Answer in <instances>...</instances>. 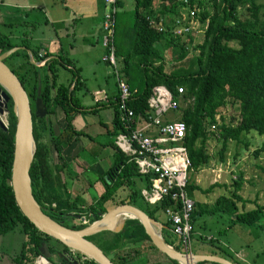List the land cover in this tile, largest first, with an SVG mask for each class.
I'll list each match as a JSON object with an SVG mask.
<instances>
[{
	"label": "trees",
	"instance_id": "1",
	"mask_svg": "<svg viewBox=\"0 0 264 264\" xmlns=\"http://www.w3.org/2000/svg\"><path fill=\"white\" fill-rule=\"evenodd\" d=\"M157 3L160 5L157 13L163 15L165 20L173 17L179 6L187 5L193 9L200 26L205 24L202 34H198L201 39L195 41L197 35L193 33L182 37L173 36L167 31H158L150 26L148 18L156 12ZM114 5L119 8L121 0H115ZM242 8L249 12L248 18H239L238 12ZM261 8L262 3L257 0H133L132 7L127 10L130 18L126 15L118 20L117 15H122L124 12L120 14L118 9L114 11L115 54L119 56L120 69L131 90L126 105L131 108L133 115L138 112L145 114L146 98L153 84L161 83L173 94L176 93L175 86L182 85L184 89L182 98L186 102L179 107L175 119L182 120L186 126L183 144L192 169H198L210 160L211 155L207 152L206 142L211 136L220 145L216 152L218 158L216 161L223 162L228 141H241V135L250 131L264 135V9ZM16 44L24 45V47L14 50L10 55L21 53L20 61H17L15 66H8L18 77L31 100L36 95L37 74H39V96L46 107V115H52L57 108L64 112L66 123L54 135L50 131V125H45L42 121L43 116L37 117L41 122L40 128L42 126V129H47L49 142L58 152L61 142L69 143L79 131L73 127L71 120L76 107L81 106L76 94L81 84L77 76V68L71 69V77L67 84L57 82L55 67L57 64L66 63L69 58L64 57L60 52L55 57L45 58L49 52L37 54L38 47H31L33 60L45 58L40 66L35 65L28 60L26 48L29 47L26 42H11L7 36L0 34V52ZM165 48L171 49L170 64L166 63L162 55V50ZM70 84L72 87L69 89ZM117 98L118 90L115 87L113 94L107 96V105H111L113 110L112 127L106 130V133L112 137L106 143L113 148L112 161L107 167L109 173L102 181L103 190L85 207L69 199L70 190L63 175L64 164L63 162L54 164L53 168L50 166L49 148L39 140V132L32 119L35 151L28 170L31 192L41 209L64 225L75 224L77 228L82 227L97 218L99 212L108 209L107 202L110 201L111 207L121 203L125 197L130 198L129 193L120 198H112V194L119 187L134 182L135 177H141L135 163L128 160V156L113 143V136L123 127L118 118ZM99 103L104 105L106 101ZM225 105L236 110V115H228L231 120L229 122L224 121L220 113L218 117L215 116L219 108ZM6 107L7 123L5 128L0 127V233L15 229L24 235L12 261L14 264H31L41 252L44 242L52 244L50 240H53V245L58 244L65 249L67 247L37 230L20 212L14 201L9 175L15 115L10 98L6 102ZM91 111L95 112V109L92 108ZM209 124H214V128L209 129ZM244 145H247V142H244ZM260 149H264V142L261 146L254 148L253 153L257 155ZM259 167L264 172V166ZM240 179V174L232 177L230 194L217 195L215 203L208 208L195 199L193 191L195 189L209 191L213 186L225 184L212 182L207 188L202 189L198 184L188 181L185 191L193 198L190 211L193 226L196 221V224H203L201 218H204V214L212 215L225 211L228 212V217L225 218L226 227L236 225L244 231H249V228H244L248 226L264 231V199L259 202L258 198L252 200L244 198L238 192ZM170 203L171 199L167 195L152 209L144 211L150 217L157 219L156 212H161V209ZM248 203L251 205H247ZM75 214H79L78 217ZM64 217L67 218L66 222L63 221ZM163 224L169 226L168 221H163ZM112 234L113 237L108 241L106 248L111 256L102 250L115 264H179L165 254L167 260L165 263L146 262L145 259L143 263L138 261L143 258L141 256L143 250L155 248V246L149 241L141 223L136 218H127L122 228ZM197 235L199 239L205 238L208 242L215 238L213 236L206 238V235L201 233ZM92 236L93 234L88 238L91 239ZM48 244L50 251H58L53 250V245L49 247ZM60 260L66 262V259L62 260L58 257V261ZM233 261L235 262L234 259ZM81 264L97 263L84 258ZM197 264L220 263L204 260Z\"/></svg>",
	"mask_w": 264,
	"mask_h": 264
},
{
	"label": "rangeland",
	"instance_id": "2",
	"mask_svg": "<svg viewBox=\"0 0 264 264\" xmlns=\"http://www.w3.org/2000/svg\"><path fill=\"white\" fill-rule=\"evenodd\" d=\"M257 1L262 3L261 9H264V0ZM132 5L133 0H121L120 7L116 9L119 10L118 13L120 12V14H122L124 12V14H118V20L119 18L122 19L124 16L127 15V13L129 12L127 10L130 9ZM159 8L160 5L159 3H157L155 6L156 12H158ZM78 11L80 12V10ZM238 13L239 18H248L249 12L246 9L242 8L239 10ZM127 16L128 18H130V13ZM80 18H82L83 20V23L81 24L70 18H67L61 23L53 22V25L49 23L46 24L41 21V23L36 26L34 32L37 35L45 36L47 34H50L49 32H51L52 30L51 26H53V29L57 33V40L50 44V48H52V51L59 49L57 50V52L59 53L60 49L62 48V51L60 53H62L63 56L69 57V64L67 66L71 68H76L79 65L81 67L80 75L81 78H84L85 90L82 89L76 91L80 101L82 103H93L95 99H98V101H103L105 96L113 94L116 87L114 83V77L111 71L112 67L107 63H104L101 59L103 47L100 45V43H98L99 41L95 40V34H92V29L94 28V25L92 23L96 21V18L92 17L90 14H87V16H80ZM74 26L78 28L74 29ZM13 27L11 28L12 30ZM15 28V33L17 34L21 33L23 30L21 25L16 24ZM65 31H67V35L63 34ZM59 38H61L60 42H63L62 44L58 42ZM200 39L201 36L197 35V39H195V41H199ZM10 40L11 42L15 43L19 42L18 36H16V39L11 36ZM28 41L29 42L27 43L30 46L35 45L33 44V42H44H30L31 40ZM70 42L73 43L71 44ZM191 43L193 44L196 42ZM20 54L21 53H14L6 57V59L4 60L5 63L10 66H15L16 62L20 61ZM162 55L166 63L170 64V62L172 61V59L170 58L171 49H163ZM116 56L117 59H119V56ZM29 61L34 63V60ZM38 69L41 70V68ZM55 72L57 82L67 83L70 80L71 69L66 68L62 64L56 65ZM136 86H138V84H136ZM234 109H236V107H234ZM112 111V106L107 105V103H105L101 107L95 109V112L88 111V113H85L86 111H83L80 113V111H76L74 113L75 117H71V120H73L72 124H74V121H78V123H80L81 125L85 122V132L93 136L95 144L103 146L98 147V149H95V144L91 143L87 148L83 149L82 151L79 150V158L88 160V164H90L91 166L97 165L99 167L106 168V165L109 166L111 164V146H109L106 142L112 137H110L109 134L106 133V130L111 129L112 127ZM219 113L223 115L224 121L229 122L231 120L229 119L228 115H236V110L229 108V105H225L219 108V112L215 116L218 117ZM0 117L2 118L3 122L6 123V114L1 115L0 113ZM171 117L175 119L177 118V114L173 112L171 114ZM60 118L61 113L58 110L56 115L45 114L42 118V121L45 122V125H50V131L52 134H57L61 126ZM33 122L36 123V129L39 132V140L42 143L48 145L49 143H47V129H42V126L40 128L41 122L37 118L34 119ZM78 123H76V125ZM76 125L73 127L76 128ZM77 127L78 129L83 128L82 126ZM244 142H247V145H244ZM262 142H264V135H259L254 131L242 134L241 141H228L227 148L224 152L225 161L217 162L216 160L218 158L216 152L220 146L219 142L216 141L213 136L208 138L206 145L207 152L211 155L210 160L199 169L190 170L188 180H192V182L198 184L202 189L207 188L208 185L212 182L224 183L225 185L213 186L209 191H199L195 189L193 191L195 199L205 204L207 208L210 207L215 203V198L217 195L230 194L229 189L231 188L232 177L240 174L241 184L238 192L244 198H248L250 200L258 198L259 202H262L264 199V172L259 166H264V149H260L257 155L253 153V149L261 146ZM60 161L61 159L59 160L57 158L54 153V150H51L49 158L50 166L53 168V165L61 163ZM72 164L75 165L74 160H72ZM99 173L100 172H96L95 174L98 175ZM95 174L93 171L89 170L85 172L86 177L84 175H80L78 176V180L73 179L72 184H69L71 182L68 180V183L66 184L70 186L69 199H73L77 204L82 206H87L90 202H92L95 198L97 188H100V191H102L104 186L101 178L97 180H91V182L88 181L87 176L92 177L95 176ZM141 186V179L139 177H135L134 182H130L127 186L123 185L117 190H115L116 192H113L112 198L124 197L126 194L129 193L131 194L130 198L132 204H135L137 207L143 210L149 211L155 205L147 204L143 201V198L141 197L139 191ZM81 187H85L87 195L82 194L84 191L81 189ZM110 204L111 203L109 201L106 203V206L109 208ZM249 204L251 205V203H248L247 205ZM204 215V218H201V222L203 221V224H196V221L193 226L192 235L190 234L191 251H215V253L226 255L228 257H231L232 259V254L227 255L222 251L218 250V247L220 245L224 249H242L247 253L248 258L252 260L254 264H264V231L259 230L257 227L248 226H245L244 228H249V231H239L238 229L241 228L236 225L230 228H228V226L227 229H225V224L227 222L225 218L228 217V212L225 211L214 213L212 215ZM155 217L158 220L164 221V215L160 211L156 212ZM195 229L199 233L206 235V238L210 235L215 238H213L211 242H208L205 238L199 239ZM163 235L165 237V240L169 242L168 232L165 228H163ZM171 235V242L174 243L176 237L172 233ZM112 237V233L106 232L104 230L98 233H94L91 240L106 251V245ZM23 238L24 235H22L15 229L0 233V264H14L12 261V257L17 254ZM50 241H52L51 243H54L53 240ZM56 246L59 247V245ZM175 246L180 249L178 245ZM51 252L52 254L48 257L49 260L58 261V258L55 256V253L53 251ZM106 253L111 256V254L107 251ZM141 254L143 258L139 260L140 263H143L144 259L146 260V262L166 259L165 255L155 248L146 249L145 251L143 250ZM76 256L80 257L81 254L79 253ZM235 262H237V260H235Z\"/></svg>",
	"mask_w": 264,
	"mask_h": 264
},
{
	"label": "built area",
	"instance_id": "3",
	"mask_svg": "<svg viewBox=\"0 0 264 264\" xmlns=\"http://www.w3.org/2000/svg\"><path fill=\"white\" fill-rule=\"evenodd\" d=\"M103 1L105 9L100 36V44L104 49L102 57L112 67L118 90V118L123 126L114 135L113 143L128 156V160L135 163L143 182L139 191L145 203L155 205L167 195L171 199V203L161 209L171 233L176 237L170 245L175 247L177 244L179 250L191 251L193 224L190 211L193 198L186 193L185 185L192 168L183 144L186 126L182 120L171 118V113L177 112L181 104L186 102L182 98L184 89L182 85H176V93L173 94L165 85L153 84L146 98V113L133 115L131 108L126 105L131 90L120 69L113 42L115 0ZM148 21L156 30L180 37L188 33L202 34L205 26H200L194 10L187 5L179 6L174 17L168 20L156 12L149 16ZM208 128L213 129L214 124H209ZM76 255L73 250H66L67 262L60 263L38 254L31 264H81L84 255Z\"/></svg>",
	"mask_w": 264,
	"mask_h": 264
},
{
	"label": "water",
	"instance_id": "4",
	"mask_svg": "<svg viewBox=\"0 0 264 264\" xmlns=\"http://www.w3.org/2000/svg\"><path fill=\"white\" fill-rule=\"evenodd\" d=\"M20 47L23 46L12 45L0 52V113L7 112L6 102L10 98L12 111L15 115V124L9 184L16 205L33 226L67 248L82 253L97 264H115L87 236L104 230L118 232L127 218H136L141 223L149 241L155 248L168 258L176 260L179 264H197V262L204 260L220 264H237L217 254L184 252L166 243L161 233V230L166 228V225L160 220L150 217L143 209L130 203L129 197H125L121 203L99 212L97 218L79 228L75 224L64 225L45 213L33 197L28 172L35 151L29 98L18 77L4 61L8 55ZM26 50L29 60L33 61L30 51ZM33 62L37 64L38 61ZM39 89L40 81L37 74L36 95L33 99V114L35 117H42L46 114V107L39 96ZM0 127L5 128L1 120ZM68 214H71V212H68ZM75 216L78 217V214H75ZM40 253L45 257H49L52 254L45 242L42 244ZM54 253L57 258L61 257L62 260H65L62 252L55 251ZM73 263H75V260Z\"/></svg>",
	"mask_w": 264,
	"mask_h": 264
},
{
	"label": "crops",
	"instance_id": "5",
	"mask_svg": "<svg viewBox=\"0 0 264 264\" xmlns=\"http://www.w3.org/2000/svg\"><path fill=\"white\" fill-rule=\"evenodd\" d=\"M104 9H105V3L103 0H0V34L7 36L9 38V40L11 39V36L14 37L15 39H16V36H18L19 42H26V44L29 47L26 49H28L29 51L31 50L30 49L31 47L32 48L38 47L37 48V54L49 52V55L46 56L45 58H47L49 56L55 57L56 54L58 53L57 50H59V49L52 51V48H50V44L57 40V33L53 29V26H51L52 30H51V32H49L50 34H47L45 36L35 34L34 30H35L36 26H38L41 23V21L46 23V24L49 23V24L53 25V22L61 23V22L65 21L67 18H70V19H73V20L79 22V24H81V23H83V20H82V18H80V16H87V14H90L92 17L96 18L95 19L96 21L92 23L94 25V28L92 29V34L93 33L95 34V40L99 41L98 43H100V36L102 34L101 20H102V14L104 12ZM78 10H80V12ZM16 24L21 25L22 29H23L22 32L19 34L15 33ZM75 26H77V25H75ZM75 26H74V29H77L78 27H75ZM90 26H91V24H90ZM12 27H13V30L11 29ZM63 34L67 35V31H65ZM28 40H31L30 42H32V41H44V42H33V44H35V45L30 46L27 43V42H29ZM60 40H61V38H59L58 42H60ZM47 41H49V42H47ZM60 43L62 44L63 42H60ZM70 43L72 44L73 42H70ZM19 46L24 47V45H19ZM61 51H62V48L60 49V52ZM26 52H27V50H26ZM103 52H104V49H103ZM30 53H31V51H30ZM102 56H103V53L101 54V59L103 60L104 63H107L103 59ZM64 57H67V56H64ZM45 58H43L42 60H44ZM67 58H69V57H67ZM42 60H38L37 64H35V63L34 64L40 66L43 63ZM34 61H37V60H34ZM60 64H62L66 68L73 69V68L67 66L69 64V60L66 63H60ZM76 68L78 71L77 76H78L79 80H81V84L79 85V87H78L79 89H77V90H82V89L85 90V84H84L85 81H84V78H81V75H80L81 67L78 65ZM65 84H67V83H65ZM70 87H72V84L69 85V88ZM76 94H77V92H76ZM107 96H105L106 99H107ZM109 96H111V95H109ZM96 100L97 101L94 103H90V102L82 103L80 101L81 106L76 107V111H80V113L83 111H86L85 113H88V111H91L92 108L97 109V108L101 107L102 105L99 103L100 101H98V99H96ZM103 101H106V100L104 99ZM95 103H97V104H95ZM58 110L61 113V118H60L61 119V124H60L61 126L58 130V132H59L64 127V125L66 123V118H65L64 112L59 108L56 109V111L53 113V115L54 114L56 115ZM175 113L177 114V112H175ZM73 117H75V115ZM72 122H73V120H72ZM111 122H112V117H111ZM76 123H78V121H74L75 125H76ZM84 123L82 125L80 123H78L76 125L77 129H78L77 126H82L83 128L78 129L79 130L78 134H75V137L73 136V140H71L69 143H67V144L65 143L63 145L61 144L60 150L58 152L54 149V147L52 145V150H54L55 155L57 156V158L59 160L61 159L60 162L61 163L63 162V164H64V168H65L64 169V173H65L64 175H65L66 183H68V180L71 182L69 184H72L73 179L78 180V176H80V175H84L86 177L85 172H87L89 170L93 171L94 174L96 172H100L98 175L95 174V176H92V177L87 176V179L89 182H91V180H97L99 178H101V180L103 181L105 169L108 167L107 165L105 166L106 168L99 167L97 165L91 166L90 164H88V160L79 158V154H80L79 150L82 151L83 149L87 148L91 143H94L93 136H91L85 132L84 128L86 127V123L85 124ZM98 147H103V146H101L99 144L94 145L95 149H98ZM112 151H113V148L111 147L110 154H112ZM72 160H74L75 165L72 164ZM88 167H89V169H88ZM190 181H192V180H190ZM67 186L70 190V186L69 185H67ZM77 187H78V185H77ZM81 189L84 191L82 194L87 195L85 187H81ZM100 192H101L100 188L99 189L97 188L95 197H97V195ZM93 200H95V199H93ZM83 207H85V206H83ZM164 221H166L165 216H164ZM161 222L163 223V221H161ZM165 229L168 232L169 242L165 240V237L163 235V229H162L161 233H162L163 239L165 240L166 243L172 244V242H171L172 235H171V231L169 229V226H166ZM225 229H227V227ZM238 230L244 231L243 229L242 230L238 229ZM105 231L112 233L108 230H105ZM196 232H197V234H199V232L197 230H196ZM208 237H212V236L210 235ZM107 245H108V243H107ZM107 245H106V248H107ZM175 245H177V244H175ZM218 250L222 251L223 253H225L227 255L232 254L233 255L232 259L237 260V262H239L240 264H254L253 261L248 258L247 253L245 251H243L242 249H234V250L224 249L219 245ZM195 253L217 254V255H220L222 257H225V258L233 261L231 259V257H228V256L220 254V253H215V251L214 252L197 251ZM155 261H161L164 263L167 262L166 259L165 260H155Z\"/></svg>",
	"mask_w": 264,
	"mask_h": 264
},
{
	"label": "flooded vegetation",
	"instance_id": "6",
	"mask_svg": "<svg viewBox=\"0 0 264 264\" xmlns=\"http://www.w3.org/2000/svg\"><path fill=\"white\" fill-rule=\"evenodd\" d=\"M71 88V87H70ZM27 95H28V93H27ZM28 98H29V104H30V110H31V116H32V119L34 120V119H36L37 117H35L34 116V114H33V110H34V106H33V100H31V98H30V96L28 95ZM105 100H106V102H107V99L106 98H104ZM97 100L95 99L94 101H93V103L94 102H96ZM108 103V102H107ZM78 107V106H77ZM50 141V137H49V135H48V142L47 143H49L47 146H48V148H49V158H50V153H51V150H52V145H51V142H49ZM65 144L64 142H61V144ZM109 173V171L107 170V168L105 169V172H104V179H106V174H108ZM71 214H72V212H71ZM74 214V213H73ZM79 215V214H78ZM63 221H67V218H63ZM47 243V242H46ZM48 244V243H47ZM49 245V247L51 246V245H53V243L52 244H48ZM58 245V244H57ZM58 250V251H60V252H63V257H65V253H66V249L65 248H62V247H58V246H56V245H53V250ZM51 250V249H50Z\"/></svg>",
	"mask_w": 264,
	"mask_h": 264
},
{
	"label": "clouds",
	"instance_id": "7",
	"mask_svg": "<svg viewBox=\"0 0 264 264\" xmlns=\"http://www.w3.org/2000/svg\"><path fill=\"white\" fill-rule=\"evenodd\" d=\"M43 61V60H42ZM4 114H6V112H1V115H4ZM0 120H1V122H2V124L4 125V126H6V123H7V120H6V123H4L3 122V120H2V118L0 117ZM66 250H71L70 248H66ZM65 250V251H66ZM75 253L77 252L78 254L80 253V252H78V251H74ZM38 254H41V253H38ZM62 254H63V252H62ZM80 254H82V253H80ZM45 257V256H44ZM84 257L85 258H88V257H86L85 255H84ZM47 259H49L48 257H46ZM64 259H66L65 261L67 262V258H66V256L64 257ZM73 261L74 260H72V263H73ZM60 263H66V262H62L61 260L59 261Z\"/></svg>",
	"mask_w": 264,
	"mask_h": 264
}]
</instances>
